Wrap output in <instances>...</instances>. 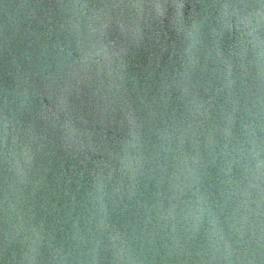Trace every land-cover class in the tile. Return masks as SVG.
I'll return each instance as SVG.
<instances>
[{
  "label": "water",
  "instance_id": "1",
  "mask_svg": "<svg viewBox=\"0 0 264 264\" xmlns=\"http://www.w3.org/2000/svg\"><path fill=\"white\" fill-rule=\"evenodd\" d=\"M0 264H264V0H0Z\"/></svg>",
  "mask_w": 264,
  "mask_h": 264
}]
</instances>
